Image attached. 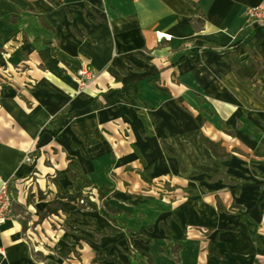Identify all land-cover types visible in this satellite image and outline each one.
Here are the masks:
<instances>
[{
  "label": "crops",
  "instance_id": "0c3cea01",
  "mask_svg": "<svg viewBox=\"0 0 264 264\" xmlns=\"http://www.w3.org/2000/svg\"><path fill=\"white\" fill-rule=\"evenodd\" d=\"M263 4L0 0V184L15 195L0 264H264V75L242 83L232 65L264 63V28L243 20Z\"/></svg>",
  "mask_w": 264,
  "mask_h": 264
},
{
  "label": "trees",
  "instance_id": "16d2710c",
  "mask_svg": "<svg viewBox=\"0 0 264 264\" xmlns=\"http://www.w3.org/2000/svg\"><path fill=\"white\" fill-rule=\"evenodd\" d=\"M44 26L49 27L47 23L42 21ZM248 56V57H247ZM232 65L235 75L237 76L238 80L242 83L249 82L254 83V80L256 77L264 75V63H262L256 54H253L252 56H249V53L246 51V53L240 55V56H232ZM199 144L200 146L205 145L208 147L212 154L216 158L220 159H228L230 158L231 154L226 152L225 148L222 147L220 143H215L211 141L209 138L204 136L203 134L199 137ZM162 146L166 154L172 157H176L179 160L180 163V169L184 171V166L182 164V160L178 156V154L172 149L170 146L167 145L165 141L162 142ZM217 176H224L223 170L220 171V174ZM142 178L148 182L150 180L142 173ZM101 190H109L107 187H101ZM104 207L107 211L113 213L118 212L112 205H110L109 202L104 201L103 203ZM217 206L219 210L225 211L226 209L222 206L220 201H217ZM72 208V207H70ZM66 204H64V210H70ZM134 235H132L133 237ZM137 236V235H136ZM142 255L145 256L144 253Z\"/></svg>",
  "mask_w": 264,
  "mask_h": 264
},
{
  "label": "built area",
  "instance_id": "2783aa9c",
  "mask_svg": "<svg viewBox=\"0 0 264 264\" xmlns=\"http://www.w3.org/2000/svg\"><path fill=\"white\" fill-rule=\"evenodd\" d=\"M244 27L246 29L264 28V4L248 7L243 13ZM160 41L171 42L172 37L159 34ZM92 71L84 66L78 72V93L83 91L93 80ZM34 160L32 153H28L24 161L31 164ZM14 193L10 181H2L0 184V226L5 224L13 211Z\"/></svg>",
  "mask_w": 264,
  "mask_h": 264
},
{
  "label": "rangeland",
  "instance_id": "374dc122",
  "mask_svg": "<svg viewBox=\"0 0 264 264\" xmlns=\"http://www.w3.org/2000/svg\"><path fill=\"white\" fill-rule=\"evenodd\" d=\"M34 156V155H33ZM35 157H34V160H33V162L31 163V165H33L34 163H35ZM73 171H74V173L75 174H77V169H73ZM11 189H12V187H11ZM13 191V190H12ZM107 192H109V190H106ZM14 193V192H13ZM36 194H37V198L40 200H42V192L41 193H38V192H36ZM36 194H34V195H36ZM108 195V194H107ZM34 196H33V194H29L28 195V202L30 203V205H33V204H35V203H37L36 202V199H34L33 198ZM44 197V196H43ZM83 197V196H82ZM85 197H88V195L86 194V196ZM104 201H106V200H103V202L102 201H99V204L98 205H101L102 207H104V205H103V203H104ZM14 202H15V195H14V201H13V208H14ZM89 202V201H88ZM68 203H69V201H68ZM90 203H92L91 201H90ZM41 204V203H40ZM96 204V203H95ZM79 206H86V207H90L91 205H87V202H86V200H80L79 201V204H78ZM52 207H54L53 205H52ZM105 208V207H104ZM47 212V211H46ZM12 213H13V211H12ZM43 213H45V210L43 211ZM41 215H42V213H40L39 215H37V220H40L42 217H41ZM34 216H35V214H34V212L32 211V209L30 208V207H28V210H24V211H22V220H23V222L25 223V224H28V222H29V220H31V221H33L34 220ZM50 216V219H52L53 221H54V223H57L59 220H61V218H59V217H57V216H52V215H49ZM63 216H67V215H63ZM63 220H66L64 217L62 218ZM58 223H60V222H58ZM62 225H64L63 223H62ZM26 236H27V234H26ZM30 246H33V243L31 242L30 243ZM33 250V249H32ZM33 253V252H32ZM34 254V253H33Z\"/></svg>",
  "mask_w": 264,
  "mask_h": 264
}]
</instances>
